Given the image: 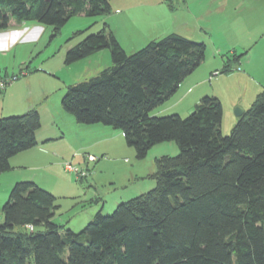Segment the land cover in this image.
I'll return each mask as SVG.
<instances>
[{
	"label": "trees",
	"instance_id": "trees-1",
	"mask_svg": "<svg viewBox=\"0 0 264 264\" xmlns=\"http://www.w3.org/2000/svg\"><path fill=\"white\" fill-rule=\"evenodd\" d=\"M109 1L0 0V30L34 22L54 36L73 16L108 14ZM103 49L111 66L68 85L61 109L78 124L122 131L139 160L164 142L179 152L155 158L150 191L98 211L77 233L53 222V194L16 182L0 210V264H264V88L223 135L213 96L186 117L150 116L204 61V42L170 33L126 53L104 24L67 49L64 64ZM40 126L35 108L0 118V175L37 144Z\"/></svg>",
	"mask_w": 264,
	"mask_h": 264
},
{
	"label": "rangeland",
	"instance_id": "rangeland-1",
	"mask_svg": "<svg viewBox=\"0 0 264 264\" xmlns=\"http://www.w3.org/2000/svg\"><path fill=\"white\" fill-rule=\"evenodd\" d=\"M184 2L194 13H200V17L183 14ZM109 5L108 14L71 17L54 36L50 26L41 25L44 32L39 39L17 44L7 53L0 54L1 79L16 76L11 84L17 83L24 79L21 71H28L31 73L28 76L31 92L38 94L42 88L49 89L47 107L42 112V128L51 133L50 125H54L55 132L60 134L62 131L64 137L46 146L59 157V172L51 178H47V172L41 174L46 179L43 185L52 189L59 206L53 222L65 225L75 233L81 231L98 211L109 215L121 202L150 191L155 186V181L149 178L155 171V158L176 156L179 149L174 142L160 143L139 160L135 150L127 146L122 131L99 124L81 125L65 115L60 101L66 87L111 66L108 49L65 65L67 49L97 33L106 24L120 36L116 39L121 48L131 53L132 42L133 48L138 47L136 50L149 42H140L139 38L150 23L154 31L171 30L205 43V59L194 73L197 78L206 79L200 88L211 85L208 81L211 72L217 67L223 69V64L229 68L226 73H243L239 71H244L249 57L264 61V54H260L264 52V0H110ZM123 9H127L126 15L118 17ZM163 11L169 14V19L163 16ZM164 21L166 24L162 27L156 25ZM136 43L139 44L136 46ZM167 101L152 110L150 116L174 113V108H168L170 102L168 105ZM50 114L54 115L53 120ZM179 115L186 117L188 114ZM226 131L223 125L222 134L228 135L230 130ZM66 165L73 171H67ZM11 188L4 191L0 185V210ZM2 222L0 211V224Z\"/></svg>",
	"mask_w": 264,
	"mask_h": 264
},
{
	"label": "crops",
	"instance_id": "crops-1",
	"mask_svg": "<svg viewBox=\"0 0 264 264\" xmlns=\"http://www.w3.org/2000/svg\"><path fill=\"white\" fill-rule=\"evenodd\" d=\"M181 11H183V14L189 13L199 17L201 15L200 13H194L185 2L182 4ZM126 12L127 9H123L117 16L121 17L123 15L122 17H124ZM163 16L167 17V19L170 18L169 14L164 11ZM165 24L166 21L160 25H156L162 27ZM151 29L152 24L149 23V25L145 26L142 30V34L140 33V42L141 40H149L150 42L172 33L171 30L162 31V28L158 31ZM43 32V26L40 24L34 22L18 24L11 21L6 29L0 30V54L7 53L9 49L17 44L23 45L25 42L28 43L32 39H39L40 34ZM113 33L117 35L116 38H120L115 31H113ZM191 40L195 41V39ZM139 43H136V46ZM133 44L134 42L130 44L132 52L136 51V48H138H133ZM260 54L263 55L264 52ZM262 61L263 60L256 61L249 57L246 59L244 71H239L243 73H226V71H229V68H226L225 64H223V69H218L217 67L211 72V79L208 80L211 82V85L202 88L200 87L204 85L206 79L204 77L199 79L197 76H194L195 70L181 82L176 93L167 101L168 105L170 102L168 108H174L175 110L174 113L170 114H189L203 96H213L216 97L222 105V128L223 125H225L226 130L231 131L239 118L234 113L235 109L240 108L243 112L247 110L253 103L256 95L264 88V61ZM97 70H99V68ZM21 74L24 76L23 80L17 83H10L0 91V118L21 115L35 108L40 115L41 126L36 132L37 144L33 148L18 153L10 159L9 163L11 169L0 175V185H2L5 191L10 189L16 181H32L54 195L50 187L48 188L43 185L46 179L41 172H47V178H51L59 172V157L54 151L46 148V146L51 141L62 139L64 134L62 131L60 134L55 132L54 125H50L51 130L54 132L47 133L43 130L42 112L47 107L48 95L50 94L48 91L49 89L42 88V90H39L38 94L31 92V83L28 78L31 73L28 71H21ZM241 85L243 86L241 87ZM173 99L174 101L171 102ZM65 115L69 114L65 113ZM69 116L74 120L71 115ZM51 117L53 120L54 115L52 114Z\"/></svg>",
	"mask_w": 264,
	"mask_h": 264
},
{
	"label": "built area",
	"instance_id": "built-area-1",
	"mask_svg": "<svg viewBox=\"0 0 264 264\" xmlns=\"http://www.w3.org/2000/svg\"><path fill=\"white\" fill-rule=\"evenodd\" d=\"M14 80H16V76H13V77H11V78H9V79H7V78H4V79H1L0 78V91L1 90H3L8 84H10L12 81H14ZM65 169L67 170V171H69V172H72L73 171V169L69 166V165H66L65 166ZM77 173V172H76ZM78 174V173H77ZM78 175H80V176H84V174L83 173H80V174H78Z\"/></svg>",
	"mask_w": 264,
	"mask_h": 264
},
{
	"label": "water",
	"instance_id": "water-1",
	"mask_svg": "<svg viewBox=\"0 0 264 264\" xmlns=\"http://www.w3.org/2000/svg\"><path fill=\"white\" fill-rule=\"evenodd\" d=\"M234 113L236 116L240 117L242 115L243 111L240 108H236Z\"/></svg>",
	"mask_w": 264,
	"mask_h": 264
}]
</instances>
